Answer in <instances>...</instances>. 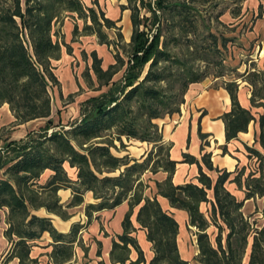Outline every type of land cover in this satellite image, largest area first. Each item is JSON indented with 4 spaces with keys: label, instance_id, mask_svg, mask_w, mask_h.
Here are the masks:
<instances>
[{
    "label": "trees",
    "instance_id": "trees-1",
    "mask_svg": "<svg viewBox=\"0 0 264 264\" xmlns=\"http://www.w3.org/2000/svg\"><path fill=\"white\" fill-rule=\"evenodd\" d=\"M127 1L121 8L131 11L132 34L128 49L123 48L125 57L118 52L115 63L104 69L97 51L90 54L98 82L96 89L110 86L109 90L87 100L91 108L82 111L83 117L72 128L50 131L54 121L49 87L59 84L53 62L61 58L63 45L72 53L55 29L61 16L77 14L84 21L83 32L96 35L101 45L113 43L107 30L118 29V39L114 42L117 48L123 34L116 26L117 21L107 17L101 8L86 6L82 0H0V108L9 105L15 118L13 126L46 120L44 126L29 131L26 137L8 142L10 158L0 155V169L5 176L0 178V210H8V228L4 234L11 243L5 264L15 258L19 264H38L31 257L32 243L45 232L56 243L51 253L54 263L70 261L74 244L81 242L78 237L84 225L75 223L70 232L63 233L54 226L51 217L36 212L45 209L48 214L69 220L73 215L67 208L82 205L87 192H92L98 200L86 207L88 222L94 212L115 209L128 202L129 210L122 223L124 231L113 240L110 252L114 264H193L182 258L177 241L179 223L164 210L158 196L189 213L190 224L198 230L199 254L195 260L199 264H245L251 238L247 264H264V225L254 228L250 217L242 212L244 201L237 200L227 190L226 183L232 173L217 170L210 154L203 155L200 161L185 153L184 161L199 167L198 183L175 185L173 175L178 162L171 159L172 145L164 142L163 133L154 122L180 113L189 88L211 76L207 66L202 68L201 63L208 65L210 57L218 54L222 58L215 65L221 69L225 66L228 43L233 38L210 30L209 42H200L202 25L210 27L205 25L196 0ZM78 31L76 25L74 33ZM178 47L181 48L176 50ZM253 67L255 64L251 62L250 68L240 74L236 66L232 72L238 77L224 81L232 102L231 110L221 117L227 141L246 132L255 120L251 110L239 102V78L252 86V105L264 108V72L251 71ZM123 68L122 78L115 81L114 77ZM229 75L220 70L214 77ZM260 127L259 141L264 149V113L260 116ZM123 137L153 144V149L143 160L116 156L111 148L115 140L122 143ZM248 149L259 160V176L250 173L246 178V199L264 198V156L256 149ZM67 165L75 170V178L70 176ZM204 166L219 172L216 181L205 173ZM160 170L167 177L155 181L156 192L150 195V178L145 182L143 177ZM47 172L50 174L42 182ZM241 176L242 172L233 181L242 185ZM60 190L72 191L69 203L61 202ZM210 190L214 192V201L208 197ZM202 203H211L210 219L201 211ZM135 210L136 221L153 244L155 255L150 262L134 235ZM211 225L218 230L215 241L208 233ZM132 248L138 255L136 260H130Z\"/></svg>",
    "mask_w": 264,
    "mask_h": 264
},
{
    "label": "crops",
    "instance_id": "crops-1",
    "mask_svg": "<svg viewBox=\"0 0 264 264\" xmlns=\"http://www.w3.org/2000/svg\"><path fill=\"white\" fill-rule=\"evenodd\" d=\"M123 11L124 10H121V12ZM261 17L262 16L260 15L258 16V18ZM259 22H262L261 19ZM258 49L259 52H261V64H256L255 60H250L251 62L254 61L253 63L255 64V67L251 68V71L257 69L264 72V56H262L264 53V46L262 48L258 46ZM54 62H57V60ZM245 64H242L246 68L243 72H240L241 74L250 68L251 63H249V65ZM237 66H239V70L241 64H237ZM228 77L229 79L226 77L220 78L212 76L207 77L200 83L193 84L185 96L186 102L183 105L182 116H180V113L177 114L179 122L172 126L166 123L162 127V133L164 142L171 143L172 145L170 150L171 159L178 162L176 171L173 175V183L175 185H182L189 182L198 183L197 178L199 175V167L196 163L185 162V153L194 156L200 161L202 160L203 155L210 154L213 166L217 170L232 173L229 181L226 183V188L237 200L244 201L242 211L245 212L246 210H249L252 212V210L256 208L255 202L259 204L262 201L264 204V199L259 198L258 196L246 199V178L250 173H256L255 176H259V160L255 155L249 152L248 148L256 149L264 156V149L259 141L261 135L260 116L264 113V108L252 105V86L248 82L239 78V102L243 108L251 110L255 116V120L249 124L246 132H240L237 138L227 141L225 122L221 117L226 112L230 111L232 106L230 94L224 87V81L232 79L230 76ZM174 117L175 115L173 118ZM14 122L15 118L9 105L4 104L0 108V129L8 123ZM32 122L33 121L14 126L13 129H19V131L24 128L25 133L19 136L14 135L12 139L19 140L24 138L28 133L27 127H29ZM202 134L205 136L204 138L201 136ZM217 170L211 171L204 166L205 173L214 181H216L219 176ZM240 172H242V185L233 181ZM166 177L167 173L162 170L158 171L156 174H152V180L150 181L152 191L149 190L150 195H153L156 192L155 181H164ZM66 191L69 192L68 197L72 198L73 195L71 190H60L59 194L61 195L62 192ZM88 194H91V198H85L86 202L83 203L84 207L88 204H95L98 201L93 198L92 192H87L86 195ZM208 197L211 201H214V192L212 190L208 192ZM158 200L164 210L172 214L179 223L177 241L182 258L193 264H195V261L199 264V262L195 260L196 256L199 254V246L197 243L198 230L190 224L189 213L186 210L173 207L170 201L165 197L158 196ZM200 208L205 216L210 219L211 203H202ZM128 210L129 205L128 202L125 201L115 209H104L99 212H94L93 219L88 226H84L81 229V236L79 235L78 237V240H82V243L89 247L88 253L82 249L81 242L80 244L76 242L74 244V254L72 259L63 264H83V262L86 264H100V262L114 264L110 259L113 240H117V236L123 233L124 229L122 223ZM5 211L8 213L7 209ZM40 211H45V216L53 219V224L58 231L63 233L70 232L72 224L75 221L73 216L71 219L65 221L57 215L48 214L45 209H41L38 212ZM136 213L137 210H135L132 217L133 225L137 229V231L134 232V235L137 237V240L144 251L147 262H150L155 255L153 244L147 240L146 231L141 229L136 221ZM7 228L8 224L5 220L2 239L5 240L9 246L0 261L7 257L11 251V243L7 240L4 234ZM208 233L211 236V240L215 241L217 228L214 225H211L208 228ZM212 235L215 236L213 239ZM32 244L31 257L37 259L38 264H55L51 257V253L56 243L48 232H45L41 238L33 241ZM100 244L101 255H98ZM137 257V252L132 248L130 260H136ZM3 261L5 264V260ZM9 264H19V260L15 258L10 261Z\"/></svg>",
    "mask_w": 264,
    "mask_h": 264
},
{
    "label": "rangeland",
    "instance_id": "rangeland-1",
    "mask_svg": "<svg viewBox=\"0 0 264 264\" xmlns=\"http://www.w3.org/2000/svg\"><path fill=\"white\" fill-rule=\"evenodd\" d=\"M86 6H94L95 8H101L107 17L117 21V28L123 34V40L120 41L119 48L115 46L118 29L107 30L109 39L113 42L111 45L99 44L96 35H86L83 32L84 21L77 17V14L64 13L61 16L60 23L56 24V30L60 33V40H63L65 44L69 45L72 49V53H68L67 47L63 45L60 60L53 62L55 67V74L59 79L58 85L51 84L49 92L53 98L52 102V118L54 121V127L51 130L70 129L72 125L79 123L83 117L82 111L90 109L91 104L87 102L90 97L98 96L104 92H107L110 86H104L101 90H97L98 82L95 73L92 70V57L91 52L96 50L98 56L102 58V66L104 69L112 63H115V55L119 52L125 57L124 49H128V43L132 34L131 24V11L129 9L121 12L122 4L127 5V0H82ZM25 2V0H23ZM199 8L202 10L205 18V25H202L200 30L202 36V43L207 44L209 42L208 34L212 30L216 33H221L228 38H233V41L228 43V52H226L225 66L221 69L216 66L214 62L221 60L220 55L210 57V63L206 65L201 63L202 68L207 66L208 72L211 76H215L220 70L230 73V77H238V74L232 72V68L237 64H249L250 60H255L256 64H261L260 54L258 46L262 48L264 46V0H209L207 2L195 1ZM260 4H263V9H260ZM262 16L258 18V16ZM261 19L262 22H259ZM259 22V23H258ZM78 25L79 31L75 34V26ZM124 46V47H123ZM124 48V49H123ZM181 47H178V50ZM256 50V51H255ZM251 51V54L249 53ZM264 56V53L263 55ZM259 60V61H258ZM254 62V61H253ZM246 65V64H245ZM245 66L241 65L238 72H243ZM125 68H123L115 77V81H120L123 76ZM89 74L90 78L89 79ZM241 74V73H240ZM226 78L229 79L228 76ZM223 80V79H222ZM216 85V84H215ZM182 109L180 116H182ZM175 117L173 118V116ZM173 116H165L154 120L159 126L160 132L162 127L167 123L169 125H176L179 122L177 114ZM46 124L45 119L35 120L27 127L28 132L38 130ZM13 123H8L0 129V155L5 157H11L8 152V142H13V136L23 135L25 129H13ZM26 137V135H25ZM20 140V139H19ZM15 140V141H19ZM122 143L118 140L114 141V146L111 148L112 152L119 157L129 156L131 159L136 158L143 160L148 153L153 149V144L147 142H141L133 139H127L123 137ZM169 144V143H167ZM157 155V154H156ZM68 172L72 178H75L76 172L74 169H70L67 165ZM4 171L0 169V178L5 177ZM47 172L42 178V182H45L48 175ZM117 174V173H116ZM150 176V177H149ZM150 178L152 180L151 172L146 173L143 177L146 182ZM151 184V183H150ZM72 193V191H71ZM149 193V190H148ZM69 192H62L61 202L67 204L72 198L68 197ZM87 194V193H86ZM84 198H91V194L86 195ZM68 198V199H67ZM94 198V196H93ZM262 198V197H259ZM264 199V198H263ZM262 200V199H261ZM86 202V201H85ZM84 202V203H85ZM98 202V201H97ZM256 208L251 211L246 210L243 212L245 217H250L249 221L254 228H261L264 225V204L262 201L258 204L255 202ZM87 205H80L73 208H67V212L74 217V223H80L84 226H88L89 218L86 215ZM6 209L0 211V259L4 255L8 246L7 242L2 239V231L5 228V220L7 218ZM38 215L45 216V211L36 213ZM94 213L92 215V219ZM83 222V223H82ZM72 224V225H73ZM85 229V228H84ZM86 231V230H84ZM218 232V230H217ZM81 236V232L79 234ZM215 236L212 235V239ZM226 233H224V238ZM2 241V242H1ZM82 243V240H81ZM252 238L249 240L247 248V254L245 256L244 263L247 264L249 254L251 251ZM82 249L88 253L89 247L82 243ZM6 258V257H5ZM5 258L3 260H5ZM0 261V264H4V261ZM83 264H86L83 262ZM195 264H198L195 261Z\"/></svg>",
    "mask_w": 264,
    "mask_h": 264
}]
</instances>
